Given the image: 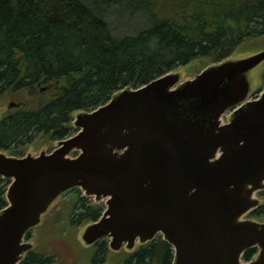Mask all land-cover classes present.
Returning a JSON list of instances; mask_svg holds the SVG:
<instances>
[{
    "label": "water",
    "instance_id": "obj_1",
    "mask_svg": "<svg viewBox=\"0 0 264 264\" xmlns=\"http://www.w3.org/2000/svg\"><path fill=\"white\" fill-rule=\"evenodd\" d=\"M263 65L264 46L193 75L172 70L76 111L77 132L51 151L0 149V176L11 179L0 264H19L36 248L29 232L74 187L107 205L80 227L84 247L108 237L110 250L132 252L162 235L173 264H264V219L248 216L264 202V88L251 99Z\"/></svg>",
    "mask_w": 264,
    "mask_h": 264
},
{
    "label": "trees",
    "instance_id": "obj_2",
    "mask_svg": "<svg viewBox=\"0 0 264 264\" xmlns=\"http://www.w3.org/2000/svg\"><path fill=\"white\" fill-rule=\"evenodd\" d=\"M262 46L264 0H0V106L16 103L0 113V148L23 154L38 136L69 137L77 110H93L127 85L180 66L194 73L200 59ZM262 86L264 65L256 93ZM9 183L0 177V209ZM100 209L91 205L80 216L96 219ZM251 215L262 218L264 205ZM99 245L94 264L114 256L118 264L174 259L162 236L119 255H109L107 241ZM48 262L31 251L24 264Z\"/></svg>",
    "mask_w": 264,
    "mask_h": 264
},
{
    "label": "rangeland",
    "instance_id": "obj_3",
    "mask_svg": "<svg viewBox=\"0 0 264 264\" xmlns=\"http://www.w3.org/2000/svg\"><path fill=\"white\" fill-rule=\"evenodd\" d=\"M200 60L201 61L195 66L196 71L201 70L209 63L213 62L206 58ZM263 87L264 86H262L261 90ZM253 97H255V95ZM5 111L6 110H2L1 112ZM54 140L55 139H50L45 135H41L38 136L33 143L27 144L26 149L30 147L28 149H32L35 152H38L44 146L48 149H52L54 148ZM6 150L9 151V149ZM26 151L23 154L18 153L16 155L22 156L26 154ZM2 183H5V181ZM260 195L264 197V193L262 194V192H260ZM91 205H97L102 209L106 207L104 200L96 202L94 198L85 196L80 188H73L63 195L56 213L50 218V214H48L46 222L32 230L30 238L37 241V248L35 251L36 253H42L44 256L48 257V264L90 263L92 250L83 249L76 236L79 228L86 223V221L82 220L80 213ZM263 218L264 216L261 219ZM111 258L112 257H110V259ZM113 259L114 262H109L118 264V258L114 256Z\"/></svg>",
    "mask_w": 264,
    "mask_h": 264
},
{
    "label": "flooded vegetation",
    "instance_id": "obj_4",
    "mask_svg": "<svg viewBox=\"0 0 264 264\" xmlns=\"http://www.w3.org/2000/svg\"><path fill=\"white\" fill-rule=\"evenodd\" d=\"M96 207H98V206H96ZM97 209H98V208H97ZM56 210H57V209H56ZM56 210H53V211L50 213V216H49V218H50L51 216H53V214H55V213H56ZM102 212H103V209H100V212H99V213H100V215H99V216H98L96 219H98V218L101 216ZM103 241L105 242V241H107V240H106V239H103V240H102V242H103ZM99 244H100V242H99V243H97V245L95 244V246H94V247H92V248H94L95 250H96V249H98V248H99V246H100ZM106 246L108 247V241H107V245H106ZM33 252H35V253H36V251H33ZM28 254H29V253H28ZM27 256H28V255H27ZM27 256H26V257H27ZM25 260H26V258H25V259H24V260L21 262V264H24V263H25ZM103 263H105V262H101V263L99 262V263H95V264H103ZM29 264H35V263H29ZM91 264H94V263H93V259H92V262H91Z\"/></svg>",
    "mask_w": 264,
    "mask_h": 264
}]
</instances>
